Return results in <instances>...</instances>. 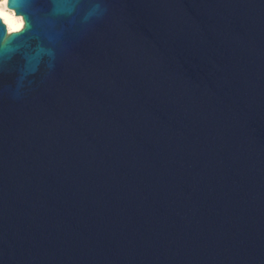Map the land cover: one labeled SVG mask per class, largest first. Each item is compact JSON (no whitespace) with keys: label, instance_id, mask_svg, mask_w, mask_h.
Wrapping results in <instances>:
<instances>
[{"label":"water","instance_id":"obj_1","mask_svg":"<svg viewBox=\"0 0 264 264\" xmlns=\"http://www.w3.org/2000/svg\"><path fill=\"white\" fill-rule=\"evenodd\" d=\"M0 264H264V0H9Z\"/></svg>","mask_w":264,"mask_h":264},{"label":"clouds","instance_id":"obj_2","mask_svg":"<svg viewBox=\"0 0 264 264\" xmlns=\"http://www.w3.org/2000/svg\"><path fill=\"white\" fill-rule=\"evenodd\" d=\"M0 10H3L5 15L3 16V21L5 22V24L7 25V22L10 20V17L13 16L14 14L9 12L5 6V3L3 2V0H0ZM15 27L17 29H22L24 27V21L22 19H17L15 21ZM9 33H13V29L12 28H8Z\"/></svg>","mask_w":264,"mask_h":264},{"label":"snow or ice","instance_id":"obj_3","mask_svg":"<svg viewBox=\"0 0 264 264\" xmlns=\"http://www.w3.org/2000/svg\"><path fill=\"white\" fill-rule=\"evenodd\" d=\"M3 2L5 3V6H6L7 10H8L9 0H3ZM4 15H5L4 11L3 10H0V20H3L2 18H3ZM7 25H8V28H12L13 29V32H19V31H21V29H17L15 27V23L10 22V20L7 22Z\"/></svg>","mask_w":264,"mask_h":264},{"label":"bare ground","instance_id":"obj_4","mask_svg":"<svg viewBox=\"0 0 264 264\" xmlns=\"http://www.w3.org/2000/svg\"><path fill=\"white\" fill-rule=\"evenodd\" d=\"M9 12H11V13H13L12 11H10V10H8ZM17 19H20L19 17H16V16H11L10 17V22H12V23H15V21L17 20ZM2 21V23L5 25V27H6V30H8V25H6L4 22H3V20H1ZM7 32H9V31H7Z\"/></svg>","mask_w":264,"mask_h":264},{"label":"rangeland","instance_id":"obj_5","mask_svg":"<svg viewBox=\"0 0 264 264\" xmlns=\"http://www.w3.org/2000/svg\"><path fill=\"white\" fill-rule=\"evenodd\" d=\"M6 31H8V30H6Z\"/></svg>","mask_w":264,"mask_h":264}]
</instances>
